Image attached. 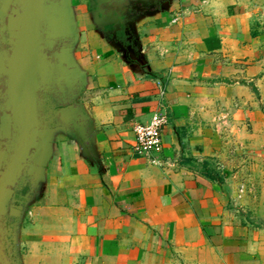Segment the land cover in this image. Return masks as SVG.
<instances>
[{
  "label": "crops",
  "instance_id": "1",
  "mask_svg": "<svg viewBox=\"0 0 264 264\" xmlns=\"http://www.w3.org/2000/svg\"><path fill=\"white\" fill-rule=\"evenodd\" d=\"M145 1L116 41L93 12L73 20L88 147L53 130L28 222L8 208L16 264H264V22L238 2ZM160 107L150 166L133 128Z\"/></svg>",
  "mask_w": 264,
  "mask_h": 264
},
{
  "label": "water",
  "instance_id": "2",
  "mask_svg": "<svg viewBox=\"0 0 264 264\" xmlns=\"http://www.w3.org/2000/svg\"><path fill=\"white\" fill-rule=\"evenodd\" d=\"M110 0H97L98 6ZM130 0H113L114 4L123 5ZM141 7L138 11L148 12L154 5L145 0H135ZM12 6V8H11ZM9 29L12 31L9 41L10 52L0 51V86L3 106L0 108V264H14L12 261V229L7 221L8 208L14 190L19 181L26 178L32 191L41 178L43 168L51 157L50 139L55 128H61L74 134L79 145L88 147L89 132L80 107L76 104L84 81L80 72L70 59L69 50L75 39L72 10L69 0H0V18L7 11ZM103 13L98 10L94 15ZM117 16L98 18L101 24ZM50 24L47 34L53 41L66 39L69 48L63 50V58L52 67H47L45 54L41 53V22ZM117 21V20H116ZM105 26V25H104ZM103 26V27H104ZM131 23L125 24L126 35L131 30ZM52 41V42H53ZM49 42H46L47 46ZM52 79L57 85L75 84L79 81L80 89L71 95L68 101L52 99L58 109L52 110L45 99L39 97L43 86ZM61 92L63 89L60 87ZM63 98V96H61ZM26 198V197H25Z\"/></svg>",
  "mask_w": 264,
  "mask_h": 264
},
{
  "label": "flooded vegetation",
  "instance_id": "3",
  "mask_svg": "<svg viewBox=\"0 0 264 264\" xmlns=\"http://www.w3.org/2000/svg\"><path fill=\"white\" fill-rule=\"evenodd\" d=\"M52 3L58 2V0H51ZM92 6L89 9V12L96 13L98 10H102L103 13L98 14L97 18H102L104 16L112 15L117 16L118 19L112 18L110 21L106 20L102 24L103 31L106 32L109 38H113L115 41L122 39V36L125 34V24L131 23L132 19L135 16L143 13L142 11H138L141 7L140 4H137L135 0H130L129 3L126 2L123 5H117L113 3V0L105 2V4L98 6L97 0H91ZM12 8V6H11ZM11 11L8 10L4 18H0V51L10 52L9 41H15L14 38H11L12 31L9 29L8 25V15H10ZM117 20V21H116ZM101 22V21H100ZM105 25V26H104ZM104 26V27H103ZM129 34H130V30ZM41 40L43 41L41 45H43V49H41V53L45 54V62L47 63V67H52L53 65L59 62V59L63 58V50L69 48V41L66 39H55L54 41L48 37V33L50 32V24L45 19L41 22ZM53 41V42H52ZM46 42H49L47 46ZM60 87L63 89L61 92ZM80 89L79 81L75 84L67 85L66 83H62L60 86L55 83V80L52 79L51 83L48 85H44L41 92H39V97L41 99H45V109L43 110V114H47L46 108L49 106L52 110L58 109L56 106V102L52 99H59L60 101H68V99L74 93H77ZM1 86H0V108L3 106V99H1ZM63 96V98H61ZM1 115V113H0ZM7 140L1 141L0 149L4 150V142ZM29 182L26 178H22L19 181L18 187L14 190L15 196H19L18 200H22L23 196H25V192L28 191Z\"/></svg>",
  "mask_w": 264,
  "mask_h": 264
},
{
  "label": "built area",
  "instance_id": "4",
  "mask_svg": "<svg viewBox=\"0 0 264 264\" xmlns=\"http://www.w3.org/2000/svg\"><path fill=\"white\" fill-rule=\"evenodd\" d=\"M169 123V117L162 107L152 112L145 123L136 124L133 128L134 154L150 166H162L164 161L163 130Z\"/></svg>",
  "mask_w": 264,
  "mask_h": 264
},
{
  "label": "rangeland",
  "instance_id": "5",
  "mask_svg": "<svg viewBox=\"0 0 264 264\" xmlns=\"http://www.w3.org/2000/svg\"><path fill=\"white\" fill-rule=\"evenodd\" d=\"M229 2L233 3V2H238L239 4H244L248 10L251 12V16H254L257 20L253 21V23L255 24V27H257L258 25L261 24V22H264V0H214V4H217L219 6H222L223 9H225V7H231L232 5H229ZM69 5L71 7L72 10V17L73 20H75L76 22L78 21L81 22V29L82 27L84 29H88V26H84L82 24L83 19H90V12L89 9L92 6V2L91 0H69ZM215 6H213L214 8ZM260 22V24L258 23ZM264 24V23H262ZM264 26V25H263ZM91 27V26H90ZM25 196H23L22 200H18L17 198L19 196H14L10 202L9 208L11 207V210L15 211L17 210V212H20L18 214V217H15L16 221H18V225L19 226H23L28 222V215H27V210L30 206V204H27L28 202H26L25 197L26 196H30V194L32 192H30V190L28 189L27 192H25ZM28 196V197H29ZM30 203V202H29ZM33 204V203H32ZM25 214V216H24ZM14 234H11V237ZM17 248H19L17 246ZM24 251H25V247H24ZM16 255H12V261L14 264L18 263V258H20L21 253H23V247L20 248L15 251Z\"/></svg>",
  "mask_w": 264,
  "mask_h": 264
}]
</instances>
